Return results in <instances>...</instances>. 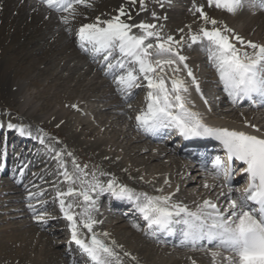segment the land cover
Wrapping results in <instances>:
<instances>
[{
    "label": "snow or ice",
    "instance_id": "obj_1",
    "mask_svg": "<svg viewBox=\"0 0 264 264\" xmlns=\"http://www.w3.org/2000/svg\"><path fill=\"white\" fill-rule=\"evenodd\" d=\"M129 2L139 3L141 9L146 7L145 0ZM40 3L57 12L67 13L61 16L64 24L75 19L78 6L92 7L91 0H40ZM249 3L255 5L256 0H249ZM244 4L245 0H207L209 7L233 15ZM259 6L264 8V0H259ZM193 12L199 14L202 26L192 31L189 25L187 36L176 39L173 36L162 37L156 24L128 22L132 17L122 6L110 19L97 18L94 23L81 25L77 32L79 46L85 52L103 56L106 74L113 75L115 69L122 70L113 78L118 90L127 96L132 95V89L142 86L141 81H146L147 104L135 117L138 127L146 132L173 128L185 139L211 137L220 141L228 161H240L245 165L242 171L248 177L247 187L240 192L238 199L233 198L231 181L236 169L217 157L213 167L216 175L223 177L224 183L219 187L227 185L226 205L222 207L211 199H204L193 210L173 202L174 193H137L124 184H118L114 178L102 183L94 173L89 179L87 166L82 167L75 159L72 161L74 170L69 172L63 160L64 154L56 153L55 158L63 169V181L69 185L66 191L57 189L56 199L64 218L70 222L72 241L93 264H123L116 242L105 239L110 234L94 230L102 222L92 214L97 203L93 193L105 192L118 200L132 201L152 234L159 231L172 233L175 226L180 225L184 241L193 245L207 241L213 264H264V136L209 126L201 113L193 110L190 87H194L201 97L203 93L199 80L187 64L188 58L182 54L185 46L203 45L224 91L235 102L240 97L264 98V44L245 40L227 25L217 26L220 22L210 17L203 5L194 6ZM133 29H139L140 34H135ZM185 72L186 77L181 75ZM204 103L208 101L205 99ZM7 127L18 128L21 134H25L23 127L12 123ZM256 131L260 129L256 128ZM67 155L72 156V153ZM77 184L79 187L75 186ZM204 187L215 186L206 183ZM158 191L162 193L163 189ZM69 198L71 202H67ZM28 199L31 201L33 195L29 194ZM78 200L82 202L77 203ZM28 207L35 211L31 203ZM78 207L82 209L80 212L74 210ZM45 216L46 210L37 218L43 220ZM82 229L87 233H82ZM225 252L228 255L225 256ZM123 256L131 254L124 252Z\"/></svg>",
    "mask_w": 264,
    "mask_h": 264
},
{
    "label": "bare ground",
    "instance_id": "obj_2",
    "mask_svg": "<svg viewBox=\"0 0 264 264\" xmlns=\"http://www.w3.org/2000/svg\"><path fill=\"white\" fill-rule=\"evenodd\" d=\"M91 2V8L78 6L75 19L70 20L69 24H64L61 20V16L67 15V13L49 9L36 0H0V105H3L6 109L16 110L15 112H18V117L25 118L29 116V118H36L38 113L35 111V108L37 106L27 100L26 88L29 86L39 87L42 85L39 82L40 78L46 77L48 79V83L43 86L42 90L32 93L33 99L38 101H40L41 98L45 99L44 102L41 101L39 107V111H42L48 110L52 105L45 95L51 92L50 90H52L53 87L56 90V88L66 85V89L62 92H54V98L56 99H54V101L62 106L56 111L55 109L53 110L50 119L56 122L58 121L59 123H57L62 129L68 127L70 129L71 126H76L75 128L82 130L83 133L80 131V134H76L75 132L66 134L62 130L65 133L64 135L60 134L61 132H54L56 134L54 136H58L64 140L67 139V141L70 142L69 144L78 139L92 138V142H84L85 144H83L85 150H89L93 152V154H96L93 156V161L86 160V171L90 174L88 178L91 179V174L94 173L95 176L105 184L113 178L118 184L125 185L124 182H130L128 185L136 192H145L149 195H167L174 193L172 197L173 202L180 203L182 195L186 192V188L182 185L179 187L175 181H172L175 175L181 174V171H183L182 164L179 165L182 160L179 159L178 154L176 156L171 149L169 150L162 146L160 150H156L157 148L155 149L154 147L158 145L152 144L150 138L138 133L135 128V121L130 124L126 131L122 128L116 129L115 123H117L118 119L124 117L128 109L124 108V114L122 113L121 116H118V119H115L116 117L110 119L109 116L104 117L102 115V113L112 108L124 105L133 97H136L133 100H138L133 110L136 114L141 112V109L147 103L146 97L140 94L142 89L148 92L146 81L141 83V87L132 89L131 96H127L126 93L119 91L117 84L112 86L109 80V77L112 75L106 74L105 71L101 73L98 71L96 72V68L98 67L96 62H94L93 59L91 60L90 57L86 58V56L78 53L81 50L76 51L75 42L73 43V41H71L72 38H70L69 31L72 28H76V31H78L81 25L94 23L97 18L101 20L110 19L117 15L118 10L123 6L132 17L128 22L134 24L141 22L153 24V22H156L157 30L162 37L173 36L179 39L181 36H187L189 25H191L192 31H197L202 26L203 22L200 20L199 14L194 13L193 8L194 6L203 5L208 15L220 22L217 26L227 25L245 40L264 44V14L258 13V15H252V18H250V13L247 11L249 10L250 12L248 8L252 6H246L243 10L240 9L241 12L237 11V13L233 15L224 10L209 7L207 5V0H146V7L144 9H141L139 3L132 4L129 0H91ZM133 5L134 7L132 9L131 7ZM186 6H188L187 10L185 8ZM185 10L187 12H185ZM123 19L127 20V17H123ZM239 19H242L240 26L236 23ZM255 26L257 28L254 30ZM166 27H170L169 31ZM209 27H211V25H209ZM181 29H183V32L180 31ZM259 30L261 32L257 34ZM133 32L137 33L138 29H133ZM237 46L240 47L239 44ZM197 48V45H192L191 47L185 46L183 48L185 51L182 50V54L184 55ZM248 50L251 51V49ZM73 54H76L74 58H72ZM80 56L83 58L84 64H82ZM187 58V64L199 80L201 88L204 83L200 77L197 69L198 67L196 66L199 60L201 62V58L193 55ZM72 62H74L73 65ZM42 63H44V65ZM84 68L85 72L81 73L84 71ZM69 69L70 71L68 73H64ZM118 70L119 69H115L113 74L117 73ZM94 71L96 72L95 74H93ZM211 72L210 82L212 83L215 81L213 78L215 75L213 70H211ZM88 75H91V77L89 76L90 78L86 79ZM181 75L186 77V72L181 73ZM104 76L107 77L108 80L107 78L103 79ZM187 79L190 81V78ZM71 80H74L75 83L68 86L67 84ZM27 81L29 83H27ZM84 82L92 86H97L91 88L88 84H83ZM97 91H101L100 96L95 94ZM213 95L215 105L214 108L211 109L209 104L203 102V100H207L209 95L205 94L206 97L203 95L204 99L202 100L201 94L196 92L194 87H190V98H192L194 102L193 110L200 112L202 116L206 117L205 122L208 125L218 123L223 126L234 127L264 136L263 110H250L246 113L239 112L236 110L238 109L237 107L229 106L225 111L224 108L218 105L221 104V100L217 97L218 94ZM113 97L117 98V100H115L111 106L102 109L101 113H94L93 120L90 118L77 119L75 113L83 109V101L85 99H99V101H101ZM226 99L230 103L229 98L227 97ZM27 120L30 119L27 118ZM7 125L8 123H3V127H7ZM251 125H255L256 127L253 128ZM20 127L25 129V134L31 132L30 128H25L22 124ZM103 128H105V132H102ZM108 128L112 131L111 133L109 132L110 134L106 133ZM256 128H259L260 131L257 132ZM16 129L18 128H11V130L8 131L9 137L15 140H21L20 142L22 143L25 142L27 139L15 134ZM129 131L132 132V135L128 134ZM44 140L48 142L47 138ZM29 142L32 141L29 140ZM122 142L126 144L123 148L120 147ZM37 147L38 149H34L35 151L31 162H40L51 156L47 150L43 152L39 150V146ZM84 147L82 149H84ZM58 149H61V147ZM147 150L149 153H146ZM77 151L78 153L73 152V154H76L77 157L83 156V154L79 152L82 150L78 149ZM26 152H29V150L24 149L22 154L25 155ZM97 154L100 156L99 160L95 157ZM127 156H129L128 159ZM165 156L170 158L169 162L171 164H178L176 170L170 172V177H168L167 172L163 171V169H160L159 172L151 171V166L157 165L158 162H161V158ZM166 164L162 162V164L157 166H162L163 168ZM45 167V174L55 168L53 163ZM188 168H192V166ZM62 171L63 169L59 170L60 174ZM47 176H49V174ZM52 176H54V174ZM141 177H143V179H141ZM165 181H168V183H165ZM201 181L202 180H200V182ZM30 183L32 182L30 181ZM66 186L67 184L63 183L60 188L64 189ZM159 189H163V192L161 193L158 191ZM177 189H179V191H177ZM31 190H35V193H37L38 189L36 190V187H33ZM197 191L198 190L193 191L186 199L188 202L187 206L193 210L198 204L202 203L204 195L210 194L211 188H204L200 194H197ZM93 195L96 194L93 193ZM37 200H40V198ZM70 200L69 198L68 202ZM49 204L50 202L47 205L48 208L50 206ZM180 204L185 205V203ZM41 209L42 208H39L37 211L41 212L39 211ZM23 212L26 215L33 213L30 208L25 207L23 208ZM9 217L11 216H7L4 219ZM3 220L1 219L0 222H4ZM7 222L8 224L11 223V221ZM106 224L99 223L96 227L101 229V233L107 232L110 234L109 237L105 239L109 242L112 240L116 242L118 246L116 250L121 253L123 264H193V262H195V264H213L210 253L203 257L202 254L186 253L178 251L177 249L169 251L168 247H161L160 250H156L153 248L154 242H152L153 240L151 238L148 240L149 242L143 239L147 237V232L137 230L134 225H130L129 220L126 218L119 219L118 224L121 225L115 226L112 224V226H109V223ZM127 225L132 227L133 232L127 233L125 230V228H128ZM3 228L5 229V227ZM8 228L9 227L6 226V229ZM4 229L3 239L0 240V258H3V261H0H2L3 264H74V262H69V259L65 257V251L58 248L59 246L56 245L57 243L54 244L48 237L43 239L41 237L42 234L38 233L35 229L31 228L25 231L22 227H16L12 229V232ZM2 237H0V239ZM124 252L130 253L131 256H123ZM131 257H135L136 259L133 260Z\"/></svg>",
    "mask_w": 264,
    "mask_h": 264
},
{
    "label": "rangeland",
    "instance_id": "obj_3",
    "mask_svg": "<svg viewBox=\"0 0 264 264\" xmlns=\"http://www.w3.org/2000/svg\"><path fill=\"white\" fill-rule=\"evenodd\" d=\"M146 1V0H145ZM148 1H151V0H148ZM179 1V0H178ZM183 2V1H182ZM133 7H134V5L131 7L132 9H133ZM186 8V10H187V8H188V6H186L185 7ZM248 9H250V12H249V10L247 11L248 13H250V15H249V17L250 18H252V15L254 16V15H258V13H257V10H256V13L254 12V8L253 7H251V8H248ZM185 10V12H187ZM255 13V14H254ZM88 17V16H87ZM236 23H237V25L238 26H240L241 25V23H242V19H239V21H236ZM153 24H156V22H153ZM167 28V27H166ZM257 27L255 26L254 27V30L256 29ZM76 30V28H72L70 31H69V33H70V38H72L71 39V41H73V43L75 42V48H76V51H80V49H79V46L77 45V42L75 41V39L72 37V33H71V31L72 30ZM168 29V31H169V29H170V27L169 28H167ZM261 31L259 30L258 31V33L257 34H259ZM186 37V36H185ZM183 51H185L184 49H183ZM193 52H194V50H192ZM191 51V52H192ZM42 52H43V50H42ZM191 52H189V53H185L184 55L186 56V57H188V56H194V53H191ZM79 53V52H78ZM78 53H77V55H78ZM76 55V54H75ZM74 54H73V57L72 58H74V56H75ZM200 55V54H199ZM195 56H198L197 54H195ZM81 57V56H80ZM71 58V57H70ZM81 59H82V64H84L85 62H83V58L81 57ZM78 60V59H77ZM204 61L201 59V62H200V60H199V62L196 64V66L198 67L197 69H198V71L200 70L201 71V76L203 77V78H205V79H207L208 77H210V75L208 76V72H209V70H208V68H207V63H203ZM73 63L74 62H72V65H73ZM43 65H44V63H42ZM28 66V65H27ZM40 66V65H39ZM99 67V66H98ZM98 67L96 68V72H97V69H98ZM70 71V69L67 71V72H64V73H68ZM200 71H199V74H200ZM85 72V68H84V71H82L81 73H84ZM95 71H94V73L93 74H95L96 73ZM99 73H101V71H98ZM92 74V75H93ZM91 77V75H88V76H86V79H89L90 77ZM42 77H44V76H42ZM105 78H107V77H103V79H105ZM109 79H110V77H109ZM107 80H108V78H107ZM29 81V80H28ZM27 81V83H29ZM210 81V80H209ZM39 82L42 84L41 86H29V87H27L26 88V97H27V100H29L31 103H34L37 107L35 108V111L38 113V115H37V117L36 118H29V116H27V117H25V118H22V117H18L17 116V114H18V112H15L13 109H6V108H4L3 107V105H0V122H3L2 120L4 119V118H6V120H10V118H13L14 119V122H15V124L17 123H20V124H22L25 128H30L31 129V132H33V133H39L41 136H43V138L45 137V138H47L48 139V142H46V144L48 143L49 144V146L48 147H50V148H52V151H54V150H56V153H63L64 155H63V159H64V162L66 163L67 162V164H66V166H67V169L69 170V167L68 166H70V168L72 169V171L74 170V166H73V163H72V161H73V159H75V161H76V163L78 162V164L79 165H81L82 167L85 165V163H86V160L87 161H93V156L94 155H96L95 153L93 154V152H91V151H89V150H85V147H84V145L83 144H85L84 142H92L93 140H92V138H84V139H78L77 141H72L71 142V144H69L70 142H68L67 141V139L66 140H64V139H61V138H59L58 136L56 137V136H54V135H56L54 132H58V133H60V134H62V135H64L65 133L66 134H70V132H75L76 134H80V131H81V133H83V131L82 130H78V129H76L75 127L76 126H71V128L69 129V127L68 128H65V129H62L61 128V126L55 121V120H53V119H50V116L52 115V113H53V110L55 109V111L57 110V109H59L62 105H60V104H58V102H55L54 101V92L56 91V92H58V91H60V92H62L64 89H66V85L65 86H63V87H60V88H56V90H55V88L53 87L52 88V90H50L51 92H49L47 95H45L46 97H48V100H50V102L52 103V105H51V107L50 108H48V110H42V111H39V107H40V105H41V101L42 102H44V100L45 99H40V101H38V100H36V99H33V96H32V93H35L36 91H40V90H42L43 89V86L46 84V83H48V79L46 78V77H44V78H40L39 79ZM86 82H88V81H86ZM86 82H84L83 84H88V83H86ZM75 82H74V80H71V81H69L68 82V86L69 85H73ZM211 83V82H210ZM89 86H91V88H94L95 86H97V85H94V86H92V85H90V84H88ZM106 89H107V86H106ZM143 90H145V89H142L141 91H140V94L141 93H143L142 91ZM208 90L210 91V92H214L215 91V89H214V87H212V86H208ZM85 91V90H84ZM55 92V93H56ZM86 92H87V90H86ZM52 94V95H51ZM96 95H98V96H100L101 95V91L99 92V91H97L96 93H95ZM210 94H212V93H210ZM210 94H208L209 96L208 97H210V96H212V95H210ZM141 96H142V94H141ZM136 97H133V98H131V99H129L127 102H131V103H129L128 104V108L129 109H131V107H132V109H131V111L128 109V111H127V113L124 115V117L123 118H121V119H118V116H121L122 115V113L124 112V108H125V104L127 103H125L124 105H120V106H118V107H116V108H112L111 110H109V111H106L105 113H102V115L104 116V117H107V116H109L110 117V119H113V118H115V119H118V121H117V123H115V128L116 129H123V130H125L126 131V129L127 128H129V126H130V124L132 123V122H134V120L133 121H131V123H130V117H132L133 115V113L132 112H134L135 114H136V112L133 110V107H134V105H135V103L138 101V100H133V99H135ZM213 98V97H212ZM56 100V99H55ZM87 102H86V101ZM84 101H83V105H84V107H83V109L81 110V111H79V112H76L75 114H76V116H77V119L78 118H81V119H84V118H86V119H92L93 120V117H94V113H97V112H100L101 113V110L102 109H104L105 107L107 108V107H109V106H111L112 104H113V102L115 101V100H117V98H110V99H103V100H101V101H99V99H85ZM75 101V100H74ZM77 103V102H76ZM129 105H131V106H129ZM226 104L224 103V104H222L221 106H223V107H227V106H225ZM222 108V107H221ZM37 109V110H36ZM95 109V110H94ZM123 109V112H121L120 114L118 113L119 111H121ZM125 109H127V108H125ZM140 109H141V107H140ZM133 110V111H132ZM87 111H88V113L90 114L89 116L87 115ZM129 112H131L130 114H128ZM92 114H93V116H92ZM124 114V113H123ZM128 114V115H127ZM127 115V116H126ZM39 116V117H38ZM91 116H92V118H91ZM27 118L28 119H30V120H27ZM33 119H35V120H33ZM37 119V120H36ZM47 119H48V121H47ZM29 121V122H28ZM26 123V124H25ZM31 124V125H30ZM33 124V125H32ZM45 124V125H44ZM49 124V125H48ZM76 125V124H75ZM43 126V127H42ZM51 126V127H50ZM33 127V128H32ZM48 127V128H47ZM43 129V130H42ZM105 128H103V131L102 132H105V130H104ZM49 130V131H48ZM58 130V131H57ZM65 132H63V131ZM132 131V130H131ZM131 131H129V133L128 134H130V135H132V132ZM111 133L112 131H111V129H109L108 128V131H106V133L108 134V133ZM109 133V134H110ZM29 137V136H28ZM1 138V137H0ZM44 138V139H45ZM41 139V138H40ZM91 139V140H90ZM65 141H66V143H65ZM68 142V143H67ZM73 145V146H72ZM69 146V147H68ZM70 146H71V148H70ZM126 146V144H125V142H122L121 144H120V147L121 148H123V147H125ZM61 147V149H58V148H60ZM84 147V149H82ZM68 148V149H67ZM75 148H76V150H75ZM156 150H160L161 149V146H156V147H154ZM78 149H80V150H82V151H79L80 152V154H83V156H79V157H77L76 156V154H73V152H75V153H78ZM43 150H45L44 148H43ZM63 150V151H62ZM59 151V152H58ZM61 151V152H60ZM68 151L69 152H71L72 153V156H68L67 155V153H68ZM77 151V152H76ZM129 151V150H128ZM127 151V152H128ZM146 153H149V151L147 150L146 151ZM90 154H92V155H90ZM22 155H24V154H22ZM49 155H50V153H49ZM48 155V156H49ZM92 156V157H91ZM98 160L100 159V156H98V154H97V156H95ZM176 157V156H175ZM52 158H54L52 155L51 156H49V157H47L46 158V160H42V161H40L41 162V166H42V171L41 172H38V170H36L37 172H34L32 175H31V177L29 178V179H26V182H28V184H30V185H28L27 184V186H30V189L31 188H33V187H36V190L38 189V190H40L42 187H44V186H48V185H51L52 183H54L53 182V179L55 178L54 176H52L53 175V173L54 172H56V170L57 171H59V168L57 167V165H56V161H57V159H56V161H55V159H52ZM86 158V159H85ZM129 158V156H127V159ZM82 159H84V160H82ZM96 159V160H97ZM169 157H163V158H161V162H158L157 163V165H159V164H162V162H164L165 164H166V166L165 167H163L162 168V166H157L156 164L155 165H152L151 166V171H153V172H159L160 171V169L162 170L163 169V171H165V172H167V175H168V177H170V175H171V171L173 170H176V168H177V165L176 164H171L170 162H169ZM54 162H53V161ZM32 161V160H31ZM44 161V162H43ZM169 162V163H168ZM36 163H38V162H31V164H30V166H33V165H35ZM43 163V164H42ZM51 163H53L54 164V166H55V168H56V170H55V168L50 172H46V174L44 173V168H46L45 166H48L49 164H51ZM84 165H83V164ZM47 164V165H46ZM182 164V162H180L179 163V165H181ZM184 164H185V162L182 164V166H183V171H181V174H178V175H175V179L176 180H178L179 182V184L174 180V178H173V180L172 179H170V180H172V181H175V183H177V185H179V187H181V185L183 186V187H185L186 188V192H185V194H183L182 195V197H181V201H180V203H185V205H188V202H187V198H188V195H191V193L193 192V191H196V190H198L197 192V194H200V193H202L201 191L203 190V188H204V186H203V184L201 183V182H203V181H201V182H199L200 180H198V179H196L195 181H193L192 179L193 178H195L196 176H195V174H193V173H191V176H190V174L189 173H187V171L185 170V166H184ZM39 165V164H38ZM37 165V166H38ZM158 168H157V167ZM62 169V168H61ZM60 169V170H61ZM158 169V170H157ZM187 169V168H186ZM189 171V170H188ZM41 173H44V174H41ZM60 173V172H59ZM170 173V174H169ZM186 173H187V175H186ZM38 174V175H37ZM49 174V176L50 177H52V178H50L49 176H47ZM42 175V176H41ZM43 175H45V176H43ZM60 175V174H59ZM181 175V176H180ZM185 175H186V177H185ZM177 176V177H176ZM40 177H44V178H46V179H44L43 178V181L45 182L44 184H41V185H39L38 186V184L36 183V181L38 180V178H40ZM179 177H181V178H179ZM58 179H59V177H58ZM28 180V181H27ZM51 180V181H50ZM30 181L32 182V183H30ZM48 182V183H47ZM50 182V183H49ZM37 185H36V184ZM125 183V185L126 186H128L129 188H132L131 186H129L128 185V183L130 184V182H124ZM17 185V184H16ZM38 186V187H37ZM76 187H79V184H77V185H75ZM14 188V186L12 185H10V183H8V186L7 187H4L3 188V186H1L0 185V220L2 219H4L5 217H7V216H11V217H9V218H7V219H4L3 221L4 222H0V237H2L3 236V227H5V229H6V226L7 227H9L8 229H6V230H10L11 232H12V229H14V228H23V229H25V231H26V229H27V231L28 230H30L31 228L32 229H35L38 233H40V234H42L41 235V237L44 239V238H46V237H48L49 239H51L52 241H53V243L54 244H56L57 246H59L58 248H60L61 250H64L63 248V245L61 244V245H59L58 244V240L59 241H62V240H64L65 238H66V236H65V234H66V224H65V222H62L61 221V226H62V228H63V232H62V234H60V235H53V234H51V233H49L48 234V231H53V229L52 228H54V226L53 225H49V226H46L45 227V230L44 231H40L39 230V228L40 227H38L39 226V224L37 223V222H35V219H33L34 221H32V219L30 220L29 219V221H31V222H29L28 221V217H29V215H26V214H24V212H23V214H24V216L25 217H21V215H19V213H21V212H12L11 211V213H10V211H7V213H6V210L7 209H14V208H18V209H20V205H23V204H21V201H17V199H19V197H20V195L19 196H17V194H15V195H12V194H10V195H6L5 193V191H3L4 189H6V188ZM21 189H17V188H14L15 190L17 189V191H19V192H23L24 190H25V188H23V187H20ZM38 190H37V192H38ZM9 192H14V191H9ZM4 193V194H3ZM214 194V191H212L209 195H213ZM93 196H95V195H93ZM219 196V195H218ZM184 197V198H183ZM8 198V199H7ZM14 198H16L15 199V201H13L14 200ZM6 199V200H5ZM2 200V201H1ZM3 200H5V201H3ZM11 201V202H10ZM3 202V203H2ZM187 202V203H186ZM4 203H6V204H4ZM1 204H4V205H1ZM11 205V206H10ZM7 208V209H6ZM9 212V213H8ZM6 214V215H5ZM59 214V213H58ZM24 219V220H23ZM113 219V221H109L110 222V224H109V226H112V224L113 225H121V224H118V222H117V220L113 217L112 218ZM111 219V220H112ZM7 221H11V223H9L8 224V222ZM20 221V222H19ZM24 221V222H23ZM50 221H51V223H55L56 225H60V223H59V218L58 219H54V218H51L50 219ZM54 221V222H53ZM32 222H34V223H32ZM57 222V223H56ZM19 223V224H18ZM125 223V222H124ZM4 224V225H3ZM6 224V225H5ZM36 224V225H35ZM106 224V223H105ZM2 225H3V227H2ZM29 225V226H28ZM107 225V224H106ZM16 226V227H15ZM128 226V225H127ZM106 227V226H105ZM4 229V230H5ZM132 229V227L130 228V225L128 226V228L126 229L125 228V230L127 231V233L129 232H133V229ZM84 230H86V229H84ZM99 230V229H98ZM87 231V230H86ZM97 233H98V231L97 230H95ZM104 231V230H103ZM47 232V233H46ZM54 232L55 233H57V234H59V232H60V227H55V230H54ZM99 233H101V229H100V232ZM128 233V234H129ZM46 235V236H45ZM49 235V236H48ZM144 237V236H143ZM3 239V237L0 239V240H2ZM144 240H146V241H148V239H146V237H144L143 238ZM149 242V241H148ZM153 244V243H152ZM153 248H155L156 250H160V246L159 245H157V244H153ZM176 250V249H175ZM169 251H172L171 249H169ZM174 251V250H173ZM179 251V250H178ZM170 253V252H169ZM159 254H160V251H159ZM66 257V256H65ZM0 260H2L3 261V258H0ZM2 261H0L1 263L0 264H3V262ZM127 264H129V263H127Z\"/></svg>",
    "mask_w": 264,
    "mask_h": 264
}]
</instances>
